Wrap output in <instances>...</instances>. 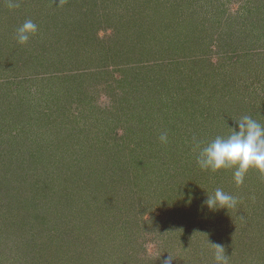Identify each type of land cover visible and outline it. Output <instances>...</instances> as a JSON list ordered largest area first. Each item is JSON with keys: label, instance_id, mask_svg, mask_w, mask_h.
Instances as JSON below:
<instances>
[{"label": "rangeland", "instance_id": "374dc122", "mask_svg": "<svg viewBox=\"0 0 264 264\" xmlns=\"http://www.w3.org/2000/svg\"><path fill=\"white\" fill-rule=\"evenodd\" d=\"M245 115L264 124V0H0V264H264L260 174L196 163ZM218 188L235 208H206Z\"/></svg>", "mask_w": 264, "mask_h": 264}, {"label": "clouds", "instance_id": "9594fccd", "mask_svg": "<svg viewBox=\"0 0 264 264\" xmlns=\"http://www.w3.org/2000/svg\"><path fill=\"white\" fill-rule=\"evenodd\" d=\"M9 7H18V3H9ZM38 31V26L32 20H25L15 32V39L19 44H26L30 37ZM227 136H216L210 142L201 145L196 143L198 155L196 163L201 170L212 172L221 169L233 170V180L237 186L244 183V178L250 169L256 170L264 176V124L245 115L230 127ZM162 143L167 142V135L160 136ZM235 196L216 189L213 195L207 196L204 205L209 210L230 209L237 206ZM209 242V241H208ZM210 243V242H209ZM212 244V243H210ZM215 247V264H228L229 255L225 254L223 245L212 244ZM166 260L165 264H170Z\"/></svg>", "mask_w": 264, "mask_h": 264}, {"label": "trees", "instance_id": "16d2710c", "mask_svg": "<svg viewBox=\"0 0 264 264\" xmlns=\"http://www.w3.org/2000/svg\"><path fill=\"white\" fill-rule=\"evenodd\" d=\"M129 1V0H128ZM110 9H108V11H109ZM157 10V9H156ZM169 9H167L166 10V12L165 13H163V12H160L159 10H157V11H155V12H151V13H148V14H146V18L145 19H143V20H150L149 22H147V26H148V29L149 30H153V24L154 25H156L157 27L155 28V31H157V29H159L160 30V32H162V33H167L168 31H164V30H162V29H167L168 28V26H170V24H172V23H175V21H174V18L172 19L171 18V15H169V11H168ZM111 12V11H110ZM162 13H163V15H162ZM185 19V18H184ZM184 19H182L180 22L182 23V22H185V21H183ZM141 22V21H140ZM143 22H145V21H143ZM142 22V23H143ZM179 22V24L178 25H176L175 27H178V26H180L181 25V23ZM182 25H185L186 26V23H182ZM150 28H152V29H150ZM152 34V33H151ZM156 33L154 32V35H155ZM174 35V34H173ZM183 48V47H182ZM261 177H263V178H261ZM21 177H19L18 179H20ZM256 179H257V181H258V184H261L262 182L264 183V176H257L256 175ZM243 190H245V191H249V192H252L251 191V189H245V188H242ZM260 189H264L263 187L262 188H260ZM256 192H255V194L257 195L256 196V198L258 197L259 199L260 198H262L263 199V197L262 196H264V195H260L258 192H259V190H255ZM264 191V190H263ZM253 193V192H252ZM264 193V192H263ZM264 216V215H263ZM262 216V217H263Z\"/></svg>", "mask_w": 264, "mask_h": 264}]
</instances>
